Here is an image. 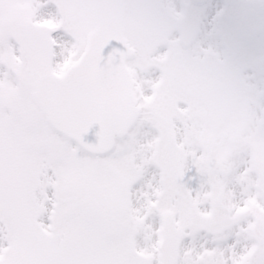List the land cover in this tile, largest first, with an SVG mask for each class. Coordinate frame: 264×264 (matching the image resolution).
Listing matches in <instances>:
<instances>
[{
	"label": "rangeland",
	"instance_id": "rangeland-1",
	"mask_svg": "<svg viewBox=\"0 0 264 264\" xmlns=\"http://www.w3.org/2000/svg\"><path fill=\"white\" fill-rule=\"evenodd\" d=\"M183 2L192 5L193 14H202L206 26L211 24L208 6L218 11L223 5L219 0H210L207 6ZM24 11L38 17L35 21H59L57 17L45 19L37 8ZM215 13L212 21L217 26L234 24L256 35L264 24V0H240L219 22ZM128 37L141 47L136 57L142 69L136 91L142 111L135 127L116 141L105 161L81 153L73 144L56 138L52 130L41 135L18 128L15 101L33 94L29 74L34 65L27 60L25 71L19 73L22 89L16 90L17 54L4 55L11 69L7 75L0 65V94L6 99L0 108L5 171L0 197V264H109L129 252L140 261L157 256L168 260L181 247L191 256L204 244L205 228L219 225L223 229L256 209L264 211L255 196L241 201L239 190L230 182L233 175L252 182L250 167L242 164L246 156L264 166L260 131L264 119L250 111L242 80L216 91L219 103L232 104L219 106L218 112H209L205 118L203 106L212 109L207 98L215 94L188 74L187 84L179 82L180 44L163 31L130 32ZM56 44L59 60L55 67L61 68L74 52L65 58L68 42L57 40ZM223 52L233 55L234 49ZM185 53L193 65L198 56L193 51ZM242 59L235 62L246 63V57ZM162 65L165 74L157 70ZM237 71L242 79V69L232 70ZM183 75L180 73V79ZM217 113L224 115L215 122L212 118ZM222 131L228 133L225 139L220 136ZM193 168L204 182L199 191L187 189L185 193L182 176ZM129 177H134L131 183ZM221 209L231 215L222 214ZM162 234L166 238L161 252ZM213 254L201 251L199 258Z\"/></svg>",
	"mask_w": 264,
	"mask_h": 264
},
{
	"label": "snow or ice",
	"instance_id": "snow-or-ice-1",
	"mask_svg": "<svg viewBox=\"0 0 264 264\" xmlns=\"http://www.w3.org/2000/svg\"><path fill=\"white\" fill-rule=\"evenodd\" d=\"M39 9L45 19L57 17L48 29L34 26L38 17L24 10ZM216 12L218 22L226 15L211 5L207 8L209 16ZM159 31L170 34L181 47L190 49L201 59L221 71L242 69V84L250 111L264 119V55L250 62L237 64L231 55L220 50L216 35L205 36L193 15L192 5L183 0H0V60L4 55L20 53L25 56L34 70L29 74V86L36 88L41 82L38 94H24L16 101L19 129L30 128L41 135L48 130L55 131L50 114L62 109L81 115L84 127L95 122L92 111V97L100 83H107L111 74L107 71L100 76L94 72L91 58L86 57L80 68L63 82L43 78L49 59V49L53 33L57 40L68 42L64 57L75 53L74 60H80L90 44L106 57L115 49L122 48L128 41L130 32L150 34ZM96 33L90 40V33ZM6 99L0 94V108ZM3 119L0 117V197L4 194L5 171L3 167ZM264 136V123L260 125ZM102 155L99 160H109ZM118 163V158L112 157ZM244 167H250V178L240 181L237 176L230 178L231 186L237 188L241 201L255 196L264 205V166L255 158L243 159ZM134 177H129V183ZM204 177L196 168L183 174L181 187L199 191ZM222 214L231 215L227 209ZM234 211V210H233ZM204 244L191 256L184 254V248H177L172 258L163 260L153 257L140 261L134 253L113 258L109 264H264V211L254 210L242 219L233 221L221 229L210 225ZM201 251H212V256L199 258Z\"/></svg>",
	"mask_w": 264,
	"mask_h": 264
},
{
	"label": "water",
	"instance_id": "water-1",
	"mask_svg": "<svg viewBox=\"0 0 264 264\" xmlns=\"http://www.w3.org/2000/svg\"><path fill=\"white\" fill-rule=\"evenodd\" d=\"M35 27H38L34 25ZM96 33H90L89 39L94 40ZM132 50L127 44L115 49L102 57V53L90 44L81 63L73 68L66 76L45 79L63 82L70 78L81 66L86 57L91 58L94 72L101 75L106 71L111 74L107 83H100L92 97V111L95 122L85 128L84 118L76 113L56 109L50 114L54 127L68 137L76 140L86 151L103 154L111 149L115 134L122 135L134 122L138 114L135 99L131 90V78L124 65V58ZM41 82L37 83V94Z\"/></svg>",
	"mask_w": 264,
	"mask_h": 264
},
{
	"label": "flooded vegetation",
	"instance_id": "flooded-vegetation-1",
	"mask_svg": "<svg viewBox=\"0 0 264 264\" xmlns=\"http://www.w3.org/2000/svg\"><path fill=\"white\" fill-rule=\"evenodd\" d=\"M215 82H216V79H211V84H215Z\"/></svg>",
	"mask_w": 264,
	"mask_h": 264
},
{
	"label": "bare ground",
	"instance_id": "bare-ground-1",
	"mask_svg": "<svg viewBox=\"0 0 264 264\" xmlns=\"http://www.w3.org/2000/svg\"><path fill=\"white\" fill-rule=\"evenodd\" d=\"M87 50H88V49H87ZM124 65H125V64H124ZM97 75L100 76L99 74H97ZM71 76H72V75H71ZM71 76H70V77H71ZM71 114H73V113L71 112ZM152 173H153V172H152Z\"/></svg>",
	"mask_w": 264,
	"mask_h": 264
}]
</instances>
